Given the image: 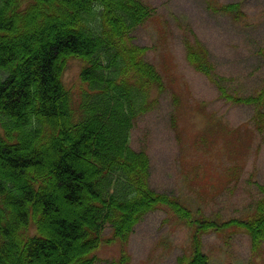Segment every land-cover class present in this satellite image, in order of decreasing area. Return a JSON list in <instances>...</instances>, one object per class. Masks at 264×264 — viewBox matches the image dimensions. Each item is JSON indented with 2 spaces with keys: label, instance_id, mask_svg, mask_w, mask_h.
I'll list each match as a JSON object with an SVG mask.
<instances>
[{
  "label": "trees",
  "instance_id": "trees-1",
  "mask_svg": "<svg viewBox=\"0 0 264 264\" xmlns=\"http://www.w3.org/2000/svg\"><path fill=\"white\" fill-rule=\"evenodd\" d=\"M215 6L244 17L240 4ZM156 13L143 0H0V264H98L104 242L122 245L111 264H130L132 234L159 209L191 232L177 264H211L210 233L226 244L244 233L251 257L263 256L264 184L250 216L207 215L153 190L150 157L131 146L135 122L166 89L149 49L133 39ZM189 33L188 63L222 98L254 107L264 133V85L253 95L229 92ZM71 60L82 63L77 90L64 81Z\"/></svg>",
  "mask_w": 264,
  "mask_h": 264
},
{
  "label": "rangeland",
  "instance_id": "rangeland-1",
  "mask_svg": "<svg viewBox=\"0 0 264 264\" xmlns=\"http://www.w3.org/2000/svg\"><path fill=\"white\" fill-rule=\"evenodd\" d=\"M143 1L157 13L135 29L133 39L149 49L147 59L163 75L166 89L158 107L135 122L131 146L148 153L153 190L207 215L246 218L260 197L256 184H264V133L255 127L254 107L222 98L215 83L188 63L184 38L189 29L195 33L229 92L253 95L264 85V0ZM226 4H240L244 17L214 8ZM81 68L80 61H69L68 87H80ZM110 233L108 228L104 237ZM190 236L189 228L164 209L153 211L129 240L130 264H177L190 251ZM203 243L211 264H264V254L251 257L244 233L227 244L210 233ZM121 246L104 242L98 264L118 261Z\"/></svg>",
  "mask_w": 264,
  "mask_h": 264
}]
</instances>
